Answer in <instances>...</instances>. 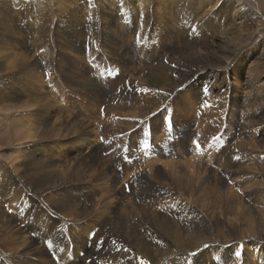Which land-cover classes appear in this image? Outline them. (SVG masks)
<instances>
[{
  "label": "rangeland",
  "instance_id": "obj_1",
  "mask_svg": "<svg viewBox=\"0 0 264 264\" xmlns=\"http://www.w3.org/2000/svg\"><path fill=\"white\" fill-rule=\"evenodd\" d=\"M146 1H147L146 5L147 4L149 5V11L148 12L146 11L147 12L146 14H148V16H145L146 19L142 20L143 15L142 14L140 15L138 13L135 14L133 10V3L130 2V0L129 1L128 0L127 1L126 0H114V1L113 0H0V90L2 86L5 87L6 89L7 88L10 89L12 83L15 82L16 79L20 78L19 84L16 85H18V87L20 86L19 87L20 89H23L22 92L23 93L26 92V89L29 88L33 90L34 93L36 91L38 93H41L42 94L41 96H45L44 98L45 100L43 99V103L45 104L48 101L47 103L49 104V106L51 105L52 107L51 110L52 113L55 115L57 114L59 118L61 117L60 120L63 121L66 119L68 120L77 119L80 123L81 121H85L86 123H89V125L86 127L85 130L87 134L86 136L90 140V142L94 144V146L93 148L90 149L88 148V151L90 150L91 152H93L92 151L93 149L95 153L96 151H98L97 154L100 155V159L102 160L103 158L102 161L104 162L105 160H107L109 165L110 164L118 165L121 158L119 153L115 152L117 150L114 149L113 151L110 150V146H108V141L110 140L109 142L111 144L113 141L112 140L113 136L119 135V139L115 141V143L117 144L114 147H116V149L120 151H122V149L125 148V150H123V154H124L126 149H128L130 143V140L127 139L130 137L126 134H132L136 132L138 129H140L141 121L144 122L143 132L140 134V137L138 138L137 147L134 148L135 154H137L140 151V148L145 152L150 151L151 149L150 144H147L148 145L147 147L144 146V144L147 143V141H149L150 143L152 142V147L154 146L153 143L154 141L157 144L155 147L158 151L161 147L160 144L161 140H157L155 138V135L159 134L160 129H155V130L153 129L151 131V129L148 126V121L146 117L141 119L139 114L138 116L132 115V112L136 111L137 108H145L147 110H152L155 107H157L156 105L153 107L148 106V104L152 105L150 100L155 99L154 96H156V93L154 89L152 91V89L149 88L148 82L147 80H145L146 78L142 77L139 72L140 71L143 72L146 69H152L156 71L158 66L162 64L168 65V63L172 61L173 58H177V53L180 50L178 52L171 53L170 48H172V45H174L172 40H176V42L178 43H176L175 46L179 47L180 42L181 44L186 43L184 42L185 40L182 38L183 36H185V34L188 36L187 40L189 41L192 38L190 34L191 31L194 30V28L196 29L199 28L198 30H200L206 18V14L201 11L200 6L206 0H196V1L187 0V2L186 0H168V1L146 0ZM230 2L232 1L230 0L226 1V3H230ZM136 3L134 5H136ZM123 6H125V8L127 9L125 10ZM233 9L234 8L230 7L227 8L226 10L232 11ZM262 10H264V8ZM200 13H203L205 15ZM216 14H214V16L212 15L211 17V23L213 24L212 30L215 32L214 36L218 37L220 35L219 36L220 38L221 35L222 36L225 35L224 39L229 38V43L232 44V45L230 44L231 48L238 50L235 51L236 53L232 56L231 59H229L228 63L226 62L227 63L225 65L226 70L221 69L216 72L214 71L213 73L214 76L211 77L209 84L206 83L205 79L193 81L192 78H190L183 85H178L176 87V93L173 94V98H176V100L178 97H182L183 99L188 97L190 98L191 94L189 95V89L190 86H193V88L199 92L200 100L199 98L198 100H193L191 105L188 104L187 101H183L184 103L181 102V107L179 108L176 106L175 103L165 104V107L161 112V124L162 126L165 125L167 128H169L170 131H172L171 122L175 121L174 117L177 115L175 113L174 108L176 109L178 108L177 110L179 112L177 113L182 117L187 116L190 119H193L194 116L196 117L195 120L193 119L192 123L188 125V130L190 132V138L188 139L189 140L188 143L191 145V150H194L195 153L194 154L190 153L186 155L187 157L184 156L183 157L184 159L181 157L182 158L181 160L180 157L179 159L177 158V160L158 157L157 161L154 162L149 158V160L151 161L148 164H146V166H144L143 170L139 169L138 167L137 168L134 167L135 169L132 168L133 170L130 169L129 177L132 176L136 178L138 181L139 178L136 177V174L138 172L141 173L142 171L146 170L145 171L146 173L149 172L148 177H150L154 182L156 181L159 183L157 176L162 174V176L168 182L167 183L168 185L166 186L170 185L171 189L175 190V192H169L171 189L168 190V188H166V192L164 194L180 197L181 195L179 194H181V192L178 189L179 186H175L176 179L174 177L175 176L174 174H176L180 170L182 171L187 170V167L192 168L193 171L195 170V173H192V175H194L195 177L196 176L201 177V179L198 181L200 182L201 180H203L206 183L201 185L203 188L200 186L201 188L198 187L193 192H190L189 193L190 198L189 199L186 198L188 199L186 203L192 207H199L200 205L197 203L198 202L197 197H205L206 195L207 196L212 195L213 191L211 190V186L212 185L217 186L214 180L215 179L214 176L218 175L224 180L222 185L220 184V188H224V190L222 189L223 191L221 190V193H224L226 195L229 192L230 194H228L229 195L227 196L228 198L229 197L233 199L235 198L236 201L240 200V204H237L239 208L242 207L238 210V212L240 213V227H241L240 233L241 235L245 236L247 234H245L244 228L246 227L250 219L253 221L255 220L257 222V221H261L264 218L263 215L264 214V186H263L264 175H258V176L255 175L253 170L251 171V168H249L250 166L247 160H245V163H243V165L240 166L241 168L239 171L240 174L239 172L229 173L227 169L233 164L232 149L236 140L238 139L237 137L239 136L238 133L239 126L241 130L243 125L250 123L249 124L250 126L252 124L251 122H248L247 120L244 119V115L245 112H247V110L246 108H243L241 104L240 106H234V107L230 106L231 109L234 110L232 117H230L231 114L229 112L225 111L226 108H224L223 106L221 107V105L220 106L218 105L220 111L219 115L223 116V120L217 127H215L214 125V120L216 117H213L214 119L211 118V114L215 106H217L215 103H213V100L214 99L216 100V96H218L217 94H219L218 92L223 90L224 88L227 94L230 95V97H233L234 99H238L240 101H243L245 100V98L248 97L250 98L252 97L254 100V97L256 96L257 92H263L260 88H262V84L264 81V55H263L264 54V49H263L264 21L261 22L258 21L257 23V21L254 22L255 20L254 19L253 21L251 20L252 22L248 21L249 24L247 23V25L240 27L239 25H237L238 20L240 19L239 17H237L239 18L236 19L237 21L234 20L229 23L226 17H224V15H227V12L225 13L222 10L221 13L219 12ZM110 16H111L110 18L111 20L109 21L108 18ZM263 17H264V11H263ZM104 18L107 20H105ZM160 19L166 21V24L161 23L162 24L161 25L160 22L162 21ZM112 23L115 25H113ZM107 24H109L112 31L109 29H105ZM222 24L224 25L222 26ZM77 27L80 29L78 35L80 39L79 38L78 39L80 41H83L82 43L83 50L79 49L78 52H76V47L78 45L77 41L75 42L74 40L71 41L67 40V37L65 36V34H63V33H67V31L68 33L76 31L78 29ZM117 28L120 29L119 31L121 32V35L120 34L118 35V32L116 31ZM257 28L258 29L261 28L262 31L256 30ZM101 31L102 32L107 31L110 35H113V37L115 36L117 38L115 41L118 46L117 48L120 47L119 48L120 54L125 52L129 54L127 55V60L128 58L131 59L129 62L124 64L126 68L124 66L120 67L118 66V64H116L117 59L115 58L114 55H112V52L110 53L109 48L105 46L108 43H104L105 40H100V35L102 34ZM62 34L64 35V37L62 36ZM254 34L256 37L254 36ZM169 35L171 37H168ZM175 35L177 36L179 35L178 36L179 39ZM193 35L194 37L196 36V34ZM239 35L240 37H238ZM247 38L248 41H245L247 40ZM167 39H171V40H167ZM11 40H13L17 44L15 45V48L18 47L16 49H12L13 51L10 49V46L8 45V43H10ZM191 41H193V39H191ZM231 41L237 44H234ZM5 42L8 43L5 44ZM119 42H121L123 45L121 46ZM190 45L192 47V44ZM191 47L189 45L185 46V50H184L185 53H183V56L181 58H178L176 61H174L176 65L178 64L180 65V68L177 69L175 75L172 74V77L176 76L179 79L180 77H182V74L187 75L190 72H195V70L198 69V66L195 65V63H197L198 60L196 61L193 57V55L196 53L194 48ZM23 51L24 53L27 51L25 53L26 55H23L24 54ZM14 52H16L19 55H22L21 60H17V61L15 60ZM109 54L111 57L109 56ZM240 55H243L244 58L243 56L241 57ZM23 57L25 59H23ZM127 60H125V62ZM199 62L200 63H197L199 67H202L204 64H206L204 63V60ZM63 63L64 66L62 65ZM29 68L32 69L30 73L27 72ZM65 70H68L72 73L69 72L68 74H66ZM78 70L85 72V73L84 72L81 73V76H79V78H77L74 73L75 71H77L78 73ZM114 70L116 71V73ZM144 80L146 81V83ZM22 82L26 83L24 87H22L21 85ZM177 82L178 81H176V83ZM84 85H86V88L84 87ZM90 86L92 87V90L89 89ZM139 88L140 89L147 88V91L141 92ZM88 90L90 92H95L96 95L100 94L101 98L98 99L96 97L95 100L91 99V96L87 95ZM105 91L107 92V94ZM119 94L121 95V97L125 96V100H129V99L131 100V101L129 100L125 105L128 108L124 107L122 109L120 106H118V109L116 111L114 110L111 111V109H108V105H112V106L118 105L120 103V101L117 100V97L120 96ZM28 95L29 94L26 93L24 96L23 95L21 96L26 97ZM113 97H116V100H113L112 99ZM140 99L141 101L139 102ZM37 101H40V98H38ZM198 101L199 103L197 104ZM195 103L196 106L194 105ZM5 104H7V102L0 101V138L2 137L0 139V160H1L0 171H2L1 176L7 174L15 176L19 173H22L21 169L24 166L27 165L30 166V162L27 161L21 162V161L22 158L26 159L24 158V156L25 155L28 156L29 148L35 145L36 143H38L37 146L39 147V149L45 148L44 150H47V148L52 146L54 142L59 143L60 140L62 139L64 140V138L66 137L67 140L69 141L71 140L70 142L71 147H70V143L66 144L67 141L64 140L60 143V144L63 143L62 145L63 147H61L62 149L60 148L59 151L64 150L66 153L70 154L69 155L70 160L67 162V164H69V162L73 159V156H77V154L81 155L85 153L87 156V153L85 152L87 151V149L85 148V146L81 145L78 142H73L71 138L72 137L71 133H74L73 130L69 131L68 132L69 134L67 132H64V134L66 133L65 137L62 136L61 139V137H57L55 135L54 132L55 128L52 131L53 127L51 125L48 127L47 125L48 122L42 123L40 125L37 134L34 132L35 129L33 128L31 129L29 128L30 129L29 132L28 130H21L22 133L24 132L23 134L27 133L31 135L26 136L25 138H22L20 140L16 135L18 134V132H19L18 135L22 134V133L20 134L21 131L20 128H18V126H20L19 123L22 121L20 124H25L26 126L24 128L28 129L27 125L29 123L28 121H25L24 118L27 117V119H29V117L26 115L25 116L22 115L21 118L24 120L23 121L19 118V114H18V119H16L14 123H12L14 117L12 120L10 118L14 116V113L9 116H5V115L7 113L12 112L15 109L12 108L11 110L6 108ZM189 109L190 111H188ZM58 110L59 112H57ZM80 110L82 114L80 113ZM157 110L158 108L154 110L152 113H154ZM85 113L88 114L86 115ZM152 113H150L148 116H150ZM61 114L63 115L61 116ZM136 117L138 122L132 124L131 127L130 126L127 127V125L131 122V119H134ZM261 117H262L261 121H263L264 108L262 109ZM16 118H17V114H16ZM32 120L33 117L31 118V121ZM57 123L58 122H55V124ZM14 124L15 126L18 124L17 125L18 131L16 130ZM41 127H43L44 130ZM108 127L109 129L111 128L113 130H115L114 127H121L122 132L118 134L117 133L110 134L109 131H107L109 130ZM230 127H232L230 129V131H232V139L230 140L229 143L223 145L224 139L228 140L226 131L227 128ZM6 128L8 129L10 128V130L12 129L11 130L12 132ZM57 128H59L62 132L63 130L62 125L57 124ZM46 130L49 132L45 133ZM149 130H150L151 141L144 140L146 139L145 135H149ZM6 132L7 135L8 134L10 135L7 136ZM124 135H126V138L122 139V137L120 136H124ZM14 139L16 141H14ZM36 139L39 140L35 141ZM193 140L197 141L201 145V149L199 152H197L195 146L192 144ZM249 140H251L253 144H255L253 146L255 148L250 147L251 144H246L245 145V147H247L246 150L248 149L249 151L242 150V152L247 153V156L253 154V157L255 158L253 159V161L258 164V170L261 171V169L264 168L263 165L264 164V127H260L256 131H251L250 134L246 137L245 142ZM2 141L4 143H2ZM60 144H58L57 146H59ZM155 147L153 148L155 149ZM77 151H80L81 154L80 152L77 153ZM43 152H47V151H43ZM12 153L13 155H11ZM14 156H18L17 160L14 159L13 161H10L9 159L13 158ZM242 156H244V154H242ZM48 160L52 162H56L58 164L61 163L58 160V158L55 156H49ZM23 163L25 165H23ZM53 166H57V165L53 164ZM129 166L130 164L128 165V168ZM121 168H123L124 173L119 171L118 177L121 182L123 180V183H119L120 185L118 184V188L122 193L123 190L121 184L122 186L124 184L125 186L124 190L127 189V191L125 190L124 193L126 192L128 194L130 187L126 186L129 184H125L127 183L126 178L124 179V175L126 174L125 167H121ZM116 169L118 171L117 167ZM174 169H177L178 171H175ZM154 172H156L157 176L154 175ZM235 174L239 177L240 176L242 177H240L239 179V177H237ZM235 178L236 180H234ZM30 179L33 182V174H31ZM210 180H214V181H210ZM253 181H255V183H253ZM256 181H258V183H256ZM259 181H261V184H259ZM207 182L209 185L211 184V186H209ZM237 189H239V191H237ZM6 194L7 196L10 195V197H7L8 200L5 199V201L2 203L3 206L1 205V207L4 210V215H5L4 219L8 223V212L11 211L10 209L13 207V203L15 202L16 198H12V191H8ZM95 197L96 194L94 193V198ZM216 202L219 204L218 200H216ZM216 202L214 204H216ZM251 206L253 210L262 209L263 217L261 218L259 214L252 213L251 216L245 214L244 213L245 208L251 209ZM231 209L232 208L230 207V209L228 210V214L225 215L223 219L224 224L228 225V218L235 221L234 217L232 218L233 214L231 212ZM257 215L259 216V218H257ZM262 232L264 235V231ZM23 235L25 236V238H27L25 242H24V238H21L22 242L19 240L18 242H16V240L10 235L3 236L2 238L0 237L1 240L0 248L2 249V250L0 249V251H2L0 252V260H1L0 264L2 263L23 264V262H25L24 260L26 261L29 260V256H27L29 252H27L26 247L28 249L31 247H29V244H24L27 243V241H29L28 238L29 233H27V235L26 233H24ZM105 237L106 236L104 234H101V236H98L97 234L92 244L93 245L99 244L100 243L99 241L103 242ZM8 238H11L13 243H11L10 242L11 240L9 241ZM76 239H77V235H74L73 236L74 245L77 244L75 243ZM3 241H5L7 244L10 243L11 245H7ZM255 244L256 242L251 241L248 238H243V239L241 238L239 240L238 248H237L240 249L241 256L236 257L235 254H233L232 255L233 258L232 261L234 260L233 264H264V248ZM20 245L22 246L20 247ZM10 247L11 250L7 252L8 248ZM19 247L22 249H20ZM79 247H83V246L78 245V248ZM18 248L20 250H18ZM16 249L18 251H16ZM86 250L87 249H84V251ZM259 254L261 255L260 257ZM22 255H25L26 257L25 256L23 257ZM4 257L5 258L7 257L6 258L7 263L6 260H4ZM9 259L13 261L11 262ZM21 260L23 261L21 262ZM79 261L81 264L84 263V261H82L81 259ZM89 261L90 259L86 260L85 264H89L88 263ZM224 264H229V262Z\"/></svg>",
  "mask_w": 264,
  "mask_h": 264
},
{
  "label": "bare ground",
  "instance_id": "obj_2",
  "mask_svg": "<svg viewBox=\"0 0 264 264\" xmlns=\"http://www.w3.org/2000/svg\"><path fill=\"white\" fill-rule=\"evenodd\" d=\"M226 1L227 0H206L200 6L201 11L206 14V18L200 30H198L199 28L198 29L194 28V30L191 31L190 34L192 37L191 39H193V41H191V39L188 41L187 40L188 36L185 34V36H183L182 38L185 40L184 42L186 43L181 44V42L179 41L180 45L178 47V46H175V44L178 42H176V40H172L174 45H172V48H170L171 50L170 49L169 50L171 51V53L178 52L180 50L177 53V58H173L172 61L168 63V65L162 64L158 66L156 71L152 69H146L143 72L141 71L139 72L142 77L146 78L145 80H147L149 88L152 89V91L154 89L156 93V96L153 95L155 99L150 100L152 105L148 104V106L153 107L156 105L157 107H155L152 110H147L145 108H137L136 111L132 112V115L138 116L139 114L140 118L143 119L146 117L145 114H147L148 116L150 113H152L154 110L158 108V110L154 112L158 115H154V118L152 121L153 127L148 123V126L151 129V131L153 129L154 130L160 129L159 134L155 135V138L157 140H161L160 141L161 147L158 151L155 147L157 145L156 143H154V146H153L155 147L154 149L152 147V142L150 143L149 141H147V144L151 145V149L149 148L150 151L145 152L140 148V151L137 154H135L134 148L130 149L128 146V149H126V151L123 154V150H125V148L122 147L123 149L122 151H120L116 149V147H114L117 144L115 143V141L119 139V135L113 136V139L111 138L113 140V141L111 140L112 141L111 144L109 142L110 140L108 139L109 140L108 146H110L111 151H113V149L117 150L115 152L119 153L121 159L118 165H111V164L109 165L107 160H105L104 162L102 161L103 158L102 160L100 159V155L97 154L98 151H96V153L94 152V149L92 150L93 152H91L90 150L88 151V148L90 149V148H93L94 146V144H92L86 136L87 134L85 130H86V127L89 125V123H86L85 121H81L80 123L77 119H70V120L66 119L63 121L60 120L61 117L59 118L57 114L55 115L52 113L51 111L52 107L51 105L49 106V104L47 103L48 101L47 102L45 101L46 102L45 104L43 103V99L45 98V96H41L42 95L41 93H38L37 91L34 93V91L29 88L26 89V92L24 93L22 92L23 89H20L19 88L20 86L18 87V85H16V84H19L20 78L16 79L15 82L13 83L11 81L12 85L10 89L8 88L6 89L5 87L2 86L0 90V101L7 102V104H5L6 108L11 109V110L12 108L15 109L12 112L7 113L5 116H9L14 113V116L10 118L12 120L14 117L12 123H14L16 119H18V114L21 120H23L21 118L22 115L23 116L26 115L29 117V119H27V117L26 118L23 117L25 121H28L29 123V124L27 123L28 129L24 128L26 126L25 124H20L22 122L21 121L19 123L20 126H18V128H20V131L28 130L29 132V130L33 128L35 129L34 132L37 134V131L40 125L42 123L48 122L47 123L48 127L51 125L53 127L52 131L55 128V131H54L55 135L57 137H61V139H62V136L65 137L66 133L64 134V132L68 133L69 131L73 130L74 133H71L72 135L70 134L72 136L71 138L73 142H78L81 145H84L85 148L87 149V151H85L87 153V156L85 153H83L85 154L83 155L81 154L80 151H77V153L80 152L81 155L77 154V156H73V159L69 162V164H67V162L70 160V157H69L70 154L66 153L64 150L59 151V149L63 147L62 146L63 143L60 144L62 141L66 140L67 141L66 144H68L71 142V140L69 141L65 137L64 140L63 139L60 140L59 143L54 142V144L50 146L49 148H47V150H44L45 148L39 149V147L37 146L38 143H36L33 146L31 145L32 147L29 148L28 156L26 155L24 156V158L26 159L22 158L21 162L23 161L30 162V166L27 165V166H24L22 169L20 168L22 173H19L15 176H12L9 174L1 176L2 171H0V237L2 238L3 236L10 235L16 240V242H18V240L21 241V238H24V242H25L27 238H25L23 234L26 233L27 235V233H29V236H28L29 241H27V243H24V244H29V247H31L29 249L26 247L27 252H29V254L27 255L29 256V260L26 261L24 260L26 258H24L23 260L25 262H23V264H81L79 261L80 259L84 261V263L82 264H85V261L89 259H90V261L88 262L89 264H141V261H143L144 264H192L193 262H195V260L193 256L190 255V253H196L198 255L202 253L203 254L202 264H224L227 262H229V264H233L234 260L232 261L233 259L232 255L235 253V251H240V249H237V248H238L239 240L241 238L242 239L248 238L251 241L256 242L257 245L264 248V237H263L264 235L262 232L264 231V218L261 221H257V222L255 220L253 221L250 219V221L247 223L246 227L244 228V232L247 235L245 236L241 235L240 233L241 231L240 213L238 212V210L242 207L239 208V206H237V204H240V200L236 201L235 198L234 199L230 197L228 198L227 196H229L228 195L230 194L229 192L226 195L224 193H221V190L222 189L224 190V188H220V184L222 185L224 180L218 175L214 176L215 179L213 178L217 186L215 185L211 186V184L209 185L207 182V184L211 186V190L213 191L212 195L210 196L206 195L205 197H197L198 199L197 203L200 205L199 207H192L186 203L187 200L190 198L189 193L193 192L196 188L206 183L203 180H201L200 182L198 181L201 179V177L196 176L197 177L196 178L194 175H192V173H195V170L193 171L192 168L187 167V170L185 171H182V170L178 171L177 169H174L175 171H178L176 174H174L175 176L173 175L176 179L175 186H179L178 189L181 192V194L179 195H181L182 197L181 196L176 197V196H170L169 194H164L166 192V188H168L169 190L171 189V187L170 185L166 186L168 185L167 184L168 182L162 176V174L157 176L156 172H154V175L157 176L159 183L156 181L154 182L150 177H148L149 172L147 171L148 173H146L145 172L146 170L142 171L141 173L138 172L136 174V177L139 178L138 181L136 178L132 176L129 177L130 169L134 167L136 168L138 167L139 169L143 170L146 164H148L151 160L154 162L157 161L158 157L166 158V159L170 158V159H176V160L177 158L179 159L180 157V160H181L184 156L190 153L192 154L195 153L194 150H191V152L188 153L186 152V149L187 147L191 149V145L188 143L189 142L188 139L190 138V132L188 130V125H190L193 119L195 120L196 117L194 115H193L194 116L193 119H190L187 116L182 117L178 115L177 112L179 111L177 109L181 107V102L183 101H187V103L191 105L193 100H198V98L200 100V94L198 91H196L193 88V86H190V89H189V95L191 94L192 99L191 97L184 98V99L182 97H178L176 100V98H173V94L176 93V87L178 85H183L190 78H192L193 81L205 79L206 83L209 84L211 77L214 76L213 74L214 71L216 72L221 69L226 70L225 65L228 63L229 59H231L232 56L236 53L235 51L238 50V49L231 48L230 46L231 43H229V38H227V36H226L227 39H224L225 35L223 36L221 35L220 38H219L220 35L218 37L214 36L215 32L212 30L213 24L211 23L212 15L214 16V14L216 13H219V12L221 13V11L223 10L225 13L227 12V15H224V17H226L229 23L240 18L237 24L240 27L247 25L248 21H251V20L253 21L254 19H255L254 22L257 21V23L258 21L260 22L264 21V17H263L264 10H262L264 8V0H239V1L230 0L232 1L230 3H226ZM130 2L133 3V10L135 14L137 13L140 15L142 14L143 15L142 20H145L146 19L145 16H148V14L146 13L149 11V5L148 4L146 5L147 1L146 0H130ZM135 3L136 5H134ZM230 7L234 9L232 11H227L226 9ZM123 8L125 10L127 9L125 8V6H123ZM203 13H200V14H203ZM110 18L111 16L108 18L109 21L111 20ZM160 20L162 21L160 22V24L161 23L166 24V21H164L163 19H160ZM223 25L224 24H222V26ZM105 29L111 30L109 24L106 25ZM119 30H120L119 28L116 29V31L118 32V35L119 34L121 35V32ZM256 30H261V28L260 29L257 28ZM79 32H80V29L78 28L76 31H73L70 33H68L67 31V33H63L67 37V40H70V41L74 40L75 42L77 41L78 45L76 47V52H78L79 49L83 50V46H82L83 41H80L79 40L80 38L78 37ZM63 34L62 36L64 37ZM193 34H196V36L194 37ZM168 37H171V36L169 35ZM238 37H240V35ZM116 39L117 38L115 36L113 37V35H110L107 31L102 32V34L100 35V40H105L104 43H108L105 46L109 48L110 53L112 52V55H114L115 58L117 59L116 64H118V66L121 67V66H124L125 63L129 62L131 58L130 59L128 58L127 60V55H129L127 52L121 53V54L119 53L120 47L117 48L118 46L115 41ZM167 40H171V39H167ZM12 41L13 40H11L10 43L5 42V44L8 43L11 50L18 48V47L15 48V45L17 44L14 41L13 42ZM245 41H248V38ZM119 44H121V46L123 45L121 42H119ZM190 44H192V47ZM234 44H237V43H234ZM188 45L191 48H194L196 54H194L193 57L196 61L198 60L197 63H200L199 61L204 60V63L206 64H204L202 67H199V65L195 63V65L198 66V69H196L195 72H190L187 75L182 74V77H180L179 79L176 76L172 77V74L175 75V72L177 71V69L180 68V65L179 64L176 65L174 61H176L178 58H181L183 56V53H185L184 51L185 46H188ZM14 53H15V60L16 61L21 60L22 55H19L16 52ZM25 53L23 55H26ZM240 56L242 57L243 55H240ZM23 59L25 58L23 57ZM125 60L127 61L125 62ZM64 63L62 64L63 66H64ZM32 69L29 68L27 72L30 73ZM69 72L70 71L65 70L66 74H68ZM83 72L78 70V73L77 71H75L74 73L76 77L79 78V76H81V73ZM176 81L178 82L176 83ZM25 84H26L25 82H22L21 83L22 87H24ZM84 87L86 88V85H84ZM89 89L92 90V87L90 86ZM260 89L263 92H257L256 96L254 97V100L252 97L245 98V100L243 101L234 99L233 97H230V95L227 94L225 88L218 92L219 94H217L218 96H216V100L213 98L214 99L213 103L217 105L215 106L211 114V118L216 117L214 120L215 127L219 126V124L223 120V116L219 115L220 111H219L218 105L219 106L221 105V107L223 106L224 108H226L225 111L229 112L231 114L230 117H232L234 110L231 109V107L240 106L241 104V106L243 108H246L247 110V112H245L244 119L247 120L248 122H251L252 124L250 126H249L250 123L243 125L241 130L239 126V129H238L239 136L237 137L238 139L236 140L233 146V149H232L233 164L227 169L229 173L239 172L241 169L240 166L243 165V163H245V160H247L250 166L249 168H251V171L253 170L255 175L257 176L264 175V168L261 169V171L258 170V164L253 161V159H255L253 157V154L247 156V153L242 152V150L244 151L246 150L247 148L245 147L246 144H251L250 147H253L255 145L253 144L251 140L245 142V139L250 134V132L256 131L260 127H264L263 125L264 119L263 121H261V118H262L261 113H262V109L264 108V81L262 84V88ZM26 93H28L29 95L26 97L21 96V95L24 96ZM87 95H90L91 99L93 100H95L96 97L98 99L101 98L100 94L96 95L95 92H90L89 90L87 92ZM38 98H40V101H37ZM112 99L116 100V97H113ZM117 100H119L120 103L118 105H113V106L108 105V109H111V111L113 110L116 111L118 109V106H120L123 109L124 107H126L125 105L130 99L125 100V96L121 97L120 95L117 97ZM140 101L141 99L139 100V102ZM174 103L176 104L178 108L177 109L174 108L175 113L177 115L174 117L175 121L171 122L172 131H170L169 128H167L165 125L162 126L161 124V112L164 109L165 104H174ZM198 103L199 101L197 102V104ZM194 105L196 106V103ZM81 110H80V113H81ZM188 111H190V109ZM57 112H59V110ZM154 113H152L150 116H152ZM16 114H17V118H16ZM85 114L87 115L88 113H85ZM62 115L63 114H61V116ZM32 117H33V120L31 121ZM89 119H92V118H89ZM55 122H58L57 124L63 126L62 132L59 128H57V124H55ZM136 122H138L137 117L134 119H131V122L127 125V127L128 126L131 127L132 124ZM17 125L15 126L14 124V126L16 127V130L18 129ZM41 128L43 129V127ZM231 128L232 127L227 128L226 134L228 136V140L224 139L223 145H226V143H229L230 140L232 139V131H230ZM114 129L115 130L110 128L107 131H109L110 134L111 133L118 134L122 132L121 127H114ZM8 130L11 131L12 129L10 130L9 128ZM47 130L45 131V133L49 132ZM7 132H6V135H7ZM21 133L22 131L20 132V134ZM23 133L21 135H18L19 132L18 134H16L20 140L22 138H25L26 136L31 135V134H27V133L23 134ZM126 135L130 137L131 134H126ZM126 135L120 136V137H122V139H125ZM145 136H146L145 137L146 139L143 138L144 140L151 141L150 130H149V135H145ZM3 138H4V135H3ZM37 140L39 139H36L35 141ZM14 141L16 140L14 139ZM2 143L4 142L2 141ZM58 144L60 145L57 146ZM163 145H164V148H163ZM70 147H71V143H70ZM43 151H47L48 153L43 152ZM242 154H244V156H242ZM11 155H13V153ZM49 156L57 157L61 163L58 164L56 162H52L48 160ZM17 158L18 156H14L13 158L9 160L13 161L14 159L17 160ZM149 158L151 160H149ZM24 163L23 165H25ZM53 164H56L57 166H53ZM129 164L130 166L128 168ZM120 166L125 167L126 174L124 175V179L126 178L127 180V183L125 184H129L126 186L130 187L128 194L126 192L124 193L125 190L127 191V189L124 190L125 188L124 184L123 186L121 184V187L123 190L122 193L120 192V189L118 188V184L123 183V180L121 182L118 177V172L119 171L123 172V168H121ZM116 167L118 168V171ZM31 174H33V182L30 179ZM214 180H210V181H214ZM234 180H236V178ZM253 183H255V181H253ZM256 183H258V181H256ZM259 184H261V181H259ZM8 191H12V198H16V199H15V202L13 203V207L10 209L11 211L8 212V223H7L4 219V216H5L4 210L2 209L1 205L5 201V199H7V197H10V195L7 196L6 194ZM169 192H175V190L171 189ZM94 193L96 194L95 198H94ZM216 200H218L219 204L216 202ZM215 202L216 204H214ZM230 207L232 208L231 209V212L233 214L232 218L234 217L236 222L228 218V225H227L223 223V219L225 215L228 214V210L230 209ZM18 209H19V212H18ZM257 210H253L251 206V209L245 208L244 213L249 216H251L252 213L259 214L262 218L264 215V214L262 215V209L261 210L257 209ZM257 218H259L258 215H257ZM97 234L98 236H101V234H104L106 237L105 239L103 238L104 239L103 242L99 241L100 242L99 244L93 245L92 244L93 240L95 239V236ZM74 235H77V239L75 240V243L77 244L75 245H74V240H73ZM8 239L9 241L11 240V238H8ZM3 242L6 243L5 241ZM10 242L13 243L12 240ZM7 245H11V244L9 243ZM78 245L83 246V247L78 248ZM205 245H208L209 247L206 248ZM21 246L22 245H20V247ZM11 247L8 248L7 252L11 250ZM230 247L232 250H230ZM19 248L18 250L22 249V248L20 249ZM84 249H87V250L84 251ZM18 250L16 249V251ZM4 252H5V249H4ZM25 255H22V256L24 257ZM52 255H57L58 261H54L53 258L51 257ZM260 256L261 255L259 254V257ZM6 258L4 257V260H6V263H7ZM23 260H21V262Z\"/></svg>",
  "mask_w": 264,
  "mask_h": 264
},
{
  "label": "snow or ice",
  "instance_id": "obj_3",
  "mask_svg": "<svg viewBox=\"0 0 264 264\" xmlns=\"http://www.w3.org/2000/svg\"><path fill=\"white\" fill-rule=\"evenodd\" d=\"M140 91L144 92V91H147V89H140ZM145 115H146V119H147L148 123L153 127L152 121H153L154 115H158V114L154 113L152 116H147V114H145ZM140 123H141V128L130 135V138H129V140H130L129 148L130 149L137 147V140H138L137 138H139L140 134L143 132V123L144 122L141 121ZM153 143H155V142L153 141ZM192 144L195 146L197 152H199L200 149H201V145L195 140L192 141ZM144 146L147 147L148 146L147 143H145ZM186 152L190 153L191 149L187 147ZM237 159H239V158H237ZM237 191H239V189H237ZM205 247L207 248L209 246L205 245ZM230 250H232L231 247H230ZM234 254L237 257L241 256V252L240 251H235ZM190 255L193 256V258L195 260V264H202V262H203V260H202L203 254L202 253L199 254V255L196 254V253H190ZM141 264H144V262L141 261Z\"/></svg>",
  "mask_w": 264,
  "mask_h": 264
}]
</instances>
